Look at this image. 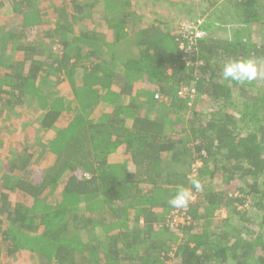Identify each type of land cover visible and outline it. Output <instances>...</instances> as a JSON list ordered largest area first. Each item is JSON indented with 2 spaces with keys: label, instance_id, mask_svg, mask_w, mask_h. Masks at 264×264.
<instances>
[{
  "label": "trees",
  "instance_id": "1",
  "mask_svg": "<svg viewBox=\"0 0 264 264\" xmlns=\"http://www.w3.org/2000/svg\"><path fill=\"white\" fill-rule=\"evenodd\" d=\"M141 1L0 0V122L32 109L41 134L0 166V264H264V0H199L185 51L189 0ZM248 59L256 79L223 78Z\"/></svg>",
  "mask_w": 264,
  "mask_h": 264
},
{
  "label": "rangeland",
  "instance_id": "2",
  "mask_svg": "<svg viewBox=\"0 0 264 264\" xmlns=\"http://www.w3.org/2000/svg\"><path fill=\"white\" fill-rule=\"evenodd\" d=\"M139 6L140 8L143 10V8H145V10L143 11V19L144 17H147V13H148V9H150L148 7L147 4H145L143 1L139 0ZM199 3V0H189V3H186L185 7L186 8H182V11H187L189 9V6L192 5L195 7L194 11L191 13H187V12H182L179 17L180 20L178 22L181 21V18L184 21H191L189 23H193L192 21L194 19H197V17L199 16V14L197 13V11H199V7L195 6ZM178 22L173 21V25L178 24ZM254 36V41L258 43L259 39L258 37L253 34ZM59 91V93H61L64 97L66 94L64 89H57ZM66 98V97H65ZM37 111L32 110V109H27L25 108L21 113H16L15 116L13 118H9V117H5V120H3L2 122H0V166L2 165V162L9 157V147L10 145H12V143L14 144H19L22 143L23 145H27L30 143V138L31 137H35V136H39L41 135L40 132L38 133V131L36 130L37 127V123H36V117L38 116L36 113ZM16 123V124H15ZM23 123H26V125H28L29 129H27V127H24V125H21ZM21 125V126H20ZM29 130V131H26ZM31 130H33L32 132H30ZM50 132V131H48ZM50 132L48 134V136L51 135ZM45 135V134H44ZM46 136V135H45ZM44 136V137H45ZM34 152L36 153V151L34 150ZM48 163V160L44 157L41 156L40 159H38V161L34 162V168H37L38 170H41L43 167L46 166V164ZM3 264H37L38 262L36 261V259H32V258H28L26 256H19L16 259L13 258L11 260H8L5 262L2 261Z\"/></svg>",
  "mask_w": 264,
  "mask_h": 264
},
{
  "label": "built area",
  "instance_id": "3",
  "mask_svg": "<svg viewBox=\"0 0 264 264\" xmlns=\"http://www.w3.org/2000/svg\"><path fill=\"white\" fill-rule=\"evenodd\" d=\"M200 23L201 21H196V25H200ZM177 32H180L181 34L183 33L182 38L179 37L180 43L178 45L179 49L182 51L186 50L185 48L186 44H191L195 40V38L200 37L201 35L200 31L195 26V23L194 22L189 23L187 21H181L178 24ZM194 65L198 67V64L194 63ZM194 96H195L194 89L192 87L188 89V88H185L184 86L180 88L178 91V97L185 101L188 99H192ZM154 99L157 101H161V102H164L167 100L166 97L160 95L159 93L154 94ZM200 166H201V161L199 160L194 161L191 165V171L189 173V177L196 178L197 170ZM187 190H189L191 193V199L189 200L187 207L185 208H173L172 207L169 214L167 215L168 224L173 226L171 227L169 225L171 229H176L179 226L185 224L186 221L189 220V216H188L189 207L198 202L200 190L199 191L197 189H187ZM219 211L221 212L223 216L227 214L225 209L223 208H221Z\"/></svg>",
  "mask_w": 264,
  "mask_h": 264
},
{
  "label": "clouds",
  "instance_id": "4",
  "mask_svg": "<svg viewBox=\"0 0 264 264\" xmlns=\"http://www.w3.org/2000/svg\"><path fill=\"white\" fill-rule=\"evenodd\" d=\"M258 75V67L256 63L251 60H232L224 64L222 76L224 79L237 81L240 83L251 82L256 79ZM194 187L199 191L202 185L199 181H193ZM191 199L189 190L180 188L175 196L169 200V205L173 208H185Z\"/></svg>",
  "mask_w": 264,
  "mask_h": 264
},
{
  "label": "crops",
  "instance_id": "5",
  "mask_svg": "<svg viewBox=\"0 0 264 264\" xmlns=\"http://www.w3.org/2000/svg\"><path fill=\"white\" fill-rule=\"evenodd\" d=\"M117 152H119V149L117 150Z\"/></svg>",
  "mask_w": 264,
  "mask_h": 264
}]
</instances>
